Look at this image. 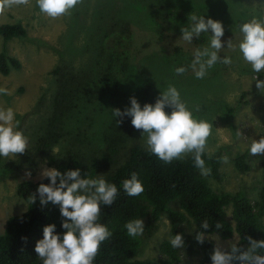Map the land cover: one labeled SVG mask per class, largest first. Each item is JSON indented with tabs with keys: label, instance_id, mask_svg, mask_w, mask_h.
Instances as JSON below:
<instances>
[{
	"label": "rangeland",
	"instance_id": "rangeland-1",
	"mask_svg": "<svg viewBox=\"0 0 264 264\" xmlns=\"http://www.w3.org/2000/svg\"><path fill=\"white\" fill-rule=\"evenodd\" d=\"M177 1L171 8L168 0L153 1V11L162 14L158 15V27L163 36L160 40L152 33H141L136 44L143 45L144 41L150 44L143 45L144 54L129 62V74L124 78L113 71L105 79L96 78L93 56L98 47L92 49L87 43L93 29L96 34V30L103 28L100 25L95 28L94 23L112 16L114 0H82L70 15L57 19L41 13L36 0L8 8L0 15V24L20 23L26 29L25 37L5 43L6 55L17 59L21 67L11 69L7 75L0 73V87L8 90L7 95H0V108L14 110L15 119L19 121L17 130L28 139L25 154L0 157V234L9 216L26 210L27 204L16 195L17 183L37 181L42 170L53 169L49 164L50 157L62 159L71 153H81V150L87 156L92 148L116 141V135L122 136L117 143L119 161L132 145L146 147V137L141 136V130L132 127L131 117L117 124L120 117H114L112 110L123 112L130 108V97H134L141 108L145 104L154 105L160 92L169 85L177 88L194 118L212 124L205 153L219 152L222 157H228L227 163L221 161L218 180L204 175L209 186L217 193L241 192L252 202L258 200L264 176V155L251 156L249 148L253 140L258 142L264 136V91L256 88L255 78L259 73L253 72L243 60L238 46L242 40L240 25L253 18L264 19V0ZM171 12H176L174 18ZM193 14L222 24L223 49L218 55L230 57L232 63H217L203 79H197L192 70L172 79L169 72L151 58L164 59L166 51L176 46L194 53L197 48L209 45L210 31L203 33L207 37L203 44L195 37L191 43L180 39L181 29L190 27L189 17ZM110 25L109 21L106 26ZM103 32L100 30V34ZM229 40H232L233 48H227ZM3 44L0 37V52ZM142 45L136 48L140 49ZM260 73L264 74V71ZM113 77H119L121 83L115 86ZM69 96L73 97L71 102ZM165 112L170 114L171 109L166 108ZM50 143L53 146L48 149L46 145ZM238 155H245L249 167L245 172L235 168L234 159ZM227 218H230L229 210ZM169 225V220L163 216L149 233L143 234L138 259L162 257L159 246L163 241H170ZM182 227L186 233H193L192 224L185 222ZM209 238L214 248L220 247L222 251L229 250L231 244L237 242L236 236L221 239L211 235ZM177 249L180 264H199L201 252L188 255L183 247Z\"/></svg>",
	"mask_w": 264,
	"mask_h": 264
},
{
	"label": "trees",
	"instance_id": "trees-1",
	"mask_svg": "<svg viewBox=\"0 0 264 264\" xmlns=\"http://www.w3.org/2000/svg\"><path fill=\"white\" fill-rule=\"evenodd\" d=\"M153 1L156 0H119L118 4V0H114L112 16L108 19H99L97 23H94L95 28L99 25L103 27L96 30V34L93 29L92 36L87 42L92 49L94 46L98 47L93 56L96 63L94 67L97 71L96 78L99 76L105 79L111 75L112 71L123 78L128 76L129 62L137 60L140 54H144L143 45L150 44L149 41H144L143 45L139 44L142 45L140 49L136 48L139 46L136 41L141 33H152L161 40L163 33L158 27V19H160L158 15L162 14L153 11L151 5ZM170 1L172 2L168 0L169 8L172 7L173 2H178ZM170 14L174 18L176 12ZM109 21L111 25L106 26ZM134 25L137 26L136 29ZM100 30L104 32L100 34ZM177 34L178 32L175 31L176 37ZM25 36L26 29L20 23L0 24V37L4 42L0 52L2 75L9 74L11 69L18 70L21 67L17 59L6 55L5 43ZM142 37L145 36L142 35ZM205 37L203 33L197 37L199 44H203ZM161 50L162 48L160 52ZM193 56L194 53L187 48L176 46L166 51L164 59L161 57L151 59L159 67H164L166 73L169 72L173 79L177 75L176 68L185 67L187 71L192 70L189 65ZM263 77V73L257 76L260 80ZM112 80L115 86L121 83L119 77H113ZM72 100L73 97L69 96L68 101ZM63 116L64 114L61 119ZM116 136V141L111 140L108 145L104 144L97 149L92 148L87 156H84L86 154L81 150V153H71L62 159L49 158L50 166L62 174L79 169L81 179H94L103 175L107 182L117 186L119 194L114 204L102 206L98 221L112 232V236L101 244L93 264H180L179 251L172 247L170 241H163L160 244L161 258L138 259L143 235L130 237L124 228L127 222L135 219L145 221L144 233H149L156 222L163 216L167 217L170 223V239L175 235H182L183 249L188 255L201 252L199 264H211L210 257L215 249L213 241L209 238L211 235L221 239H231L236 236V243L242 250H246L249 246L245 237L250 236L256 241L264 240V176L258 200L254 202L241 192L217 193L209 186L208 180L200 170L194 166L191 154L166 164L148 152L146 147L132 145L125 151L123 160L119 161L117 143L121 141L122 136ZM52 146V143L46 145L48 149ZM221 158L222 155L219 152L212 155L204 153L202 156L205 167L210 169L208 178L219 179ZM234 163L235 168L240 172H245L249 168L245 163V155L236 156ZM132 173L137 174L144 187V192L137 197L128 196L122 187V182L129 179ZM41 183L47 185L49 181L40 178L37 181L21 180L17 183L16 195L27 204V207L22 213L11 215L6 220L4 231L0 234V264H43L34 251L36 242L43 239V228L54 224V234L62 235L65 231L61 228L62 218L59 206L50 202L41 206L39 203L36 190ZM30 195L37 197L34 204L29 199ZM228 210L229 219L227 218ZM205 220L209 223L207 230L201 228V223ZM185 222L193 225L192 234L186 233L183 229L182 225ZM217 223L221 224V228L215 227ZM198 232H203L205 236L203 244L195 239ZM224 251L229 252L230 249ZM259 254H264V251Z\"/></svg>",
	"mask_w": 264,
	"mask_h": 264
},
{
	"label": "clouds",
	"instance_id": "clouds-1",
	"mask_svg": "<svg viewBox=\"0 0 264 264\" xmlns=\"http://www.w3.org/2000/svg\"><path fill=\"white\" fill-rule=\"evenodd\" d=\"M30 0H0V15L13 6L28 5ZM82 0H36L41 13L52 19L71 14V11ZM190 27L181 29V38L191 43L201 33L211 32L210 43L207 47L197 48L189 67L197 79H203L208 70L217 63L230 65V57L221 58L218 53L223 49L221 37L224 29L219 21L204 19V16L190 15ZM242 40L239 51L243 60L249 64L255 73L264 71V19L253 18L239 27ZM232 40L227 41V48H233ZM187 69H175L177 75L183 74ZM256 88L264 91V80L255 78ZM8 90L0 87V95H7ZM130 108L123 112L113 109L114 117H120L117 124L122 123L126 117H131V125L135 130H141L145 136L146 150L157 156L164 163L183 159L191 154L194 166L202 175H208L210 169L205 167L202 156L207 148V141L212 134V124L193 117L185 102L181 100L176 87L169 85L160 92L155 104H145L141 108L134 97L129 98ZM170 108L171 113L165 109ZM199 111V109H196ZM19 121L15 119L12 108H0V157H16L25 154L28 148V139L17 130ZM249 153L251 156L264 155V136L259 141L253 140ZM224 163L228 157H222ZM30 176V173H26ZM79 169L66 171L63 174L57 169H44L41 178L47 179V185L41 183L37 188L41 206L49 202L59 206L62 235L54 234L55 225L50 224L43 228V239L36 242L34 251L43 264H93L103 242L112 236V232L102 223H99L102 206H112L118 196L115 184L107 182L103 175L99 178L81 179ZM88 177V174H87ZM124 192L130 197L140 196L144 192L142 182L136 173L122 182ZM32 204L36 202V195H30ZM217 229L221 224L215 225ZM130 237H138L144 233V224L141 219H135L124 225ZM201 228L207 230V220L201 223ZM196 241L203 244L205 236L198 232ZM246 250L240 245L232 243L230 251H222L216 247L210 257L211 264H264V240L256 241L250 236ZM174 249L182 248L184 240L182 235H175L170 239Z\"/></svg>",
	"mask_w": 264,
	"mask_h": 264
}]
</instances>
